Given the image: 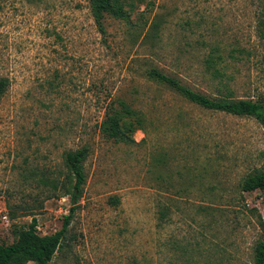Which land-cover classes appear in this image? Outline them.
I'll use <instances>...</instances> for the list:
<instances>
[{"label":"rangeland","instance_id":"rangeland-1","mask_svg":"<svg viewBox=\"0 0 264 264\" xmlns=\"http://www.w3.org/2000/svg\"><path fill=\"white\" fill-rule=\"evenodd\" d=\"M131 1L103 34L89 0H0V242L33 218L41 234L62 228L70 196L47 181L87 145L80 205L50 264H255L264 193L242 183L262 167L264 126L147 71L210 97L264 98V0ZM122 102L141 112L128 141L101 130Z\"/></svg>","mask_w":264,"mask_h":264},{"label":"trees","instance_id":"trees-1","mask_svg":"<svg viewBox=\"0 0 264 264\" xmlns=\"http://www.w3.org/2000/svg\"><path fill=\"white\" fill-rule=\"evenodd\" d=\"M28 1L31 2V0ZM131 4V0H89L95 25L103 34L107 31L105 23L108 16L121 20L129 19L127 5ZM259 32L264 39V14L259 24ZM147 75L152 80L167 85L190 102L203 108L239 116H252L264 126V98L254 101L231 96L210 97L192 89L179 79L158 68L149 69ZM8 87L9 79L0 77V98L3 97ZM121 104V109L112 108V110L107 111L101 124V130L107 138L116 141H128L129 133L135 131L140 124L141 112L124 102ZM130 119H136L138 123L134 125ZM89 153L90 148L87 145L65 152L66 172L64 179L47 181L55 189H60L63 195L70 196V213L65 216L62 228L51 234H41L38 230V220L33 218L27 228L17 231V237L12 243L0 242V264H50L56 252L62 249L69 232L71 219L79 208L83 187L87 179L85 161ZM242 189L250 192L261 190L264 193V160L260 169H256L244 178ZM111 202L114 205H119L120 199L113 197ZM254 253L255 264H264V239L257 242Z\"/></svg>","mask_w":264,"mask_h":264}]
</instances>
